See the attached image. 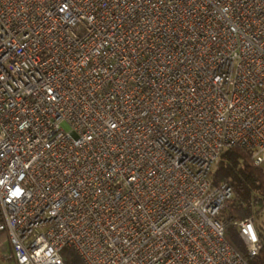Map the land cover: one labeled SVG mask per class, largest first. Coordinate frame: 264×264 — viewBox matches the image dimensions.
<instances>
[{
    "label": "built area",
    "instance_id": "obj_1",
    "mask_svg": "<svg viewBox=\"0 0 264 264\" xmlns=\"http://www.w3.org/2000/svg\"><path fill=\"white\" fill-rule=\"evenodd\" d=\"M230 148L264 171V0H0L7 260L248 264L213 184Z\"/></svg>",
    "mask_w": 264,
    "mask_h": 264
},
{
    "label": "trees",
    "instance_id": "obj_2",
    "mask_svg": "<svg viewBox=\"0 0 264 264\" xmlns=\"http://www.w3.org/2000/svg\"><path fill=\"white\" fill-rule=\"evenodd\" d=\"M221 183H227L235 192L234 199L222 215L226 221V240L248 264H264V234L261 230L258 228L263 249L258 256L250 257L233 223L253 215L259 217L264 211V171L254 165L250 151L230 148L222 154L213 176L215 186ZM6 239L5 233L0 234V244ZM72 264H83L76 252Z\"/></svg>",
    "mask_w": 264,
    "mask_h": 264
},
{
    "label": "rangeland",
    "instance_id": "obj_3",
    "mask_svg": "<svg viewBox=\"0 0 264 264\" xmlns=\"http://www.w3.org/2000/svg\"><path fill=\"white\" fill-rule=\"evenodd\" d=\"M62 127L66 130V131H70V127L67 124H63ZM217 169V167H216ZM253 220L255 223V226L257 227V229L259 228L261 230V232L264 234V211L261 213V215L259 217L253 215ZM10 254V250H9V245L7 241H3L0 244V264H14L13 262L7 260V257ZM61 257L64 260L65 263L67 264H72V262L74 261L75 258V252L70 249V248H65L62 252H61Z\"/></svg>",
    "mask_w": 264,
    "mask_h": 264
}]
</instances>
